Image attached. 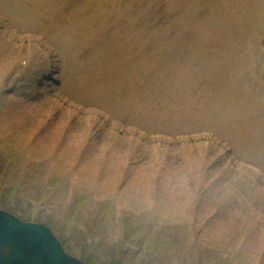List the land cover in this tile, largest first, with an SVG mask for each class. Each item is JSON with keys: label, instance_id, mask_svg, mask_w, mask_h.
<instances>
[{"label": "rangeland", "instance_id": "rangeland-1", "mask_svg": "<svg viewBox=\"0 0 264 264\" xmlns=\"http://www.w3.org/2000/svg\"><path fill=\"white\" fill-rule=\"evenodd\" d=\"M190 1L170 9L168 0H119L122 31L135 35L142 22V33L154 24L177 26L191 56L200 57L201 67L197 63L185 79L188 89L197 87L202 71L207 90L223 88V69L213 66L212 55L234 60L227 29L234 8L205 0L185 12ZM205 19L210 31L201 25ZM44 20L33 26L0 0V63L9 72L0 113L9 107L4 103L22 104L18 99L36 113L13 115L12 129L0 120V209L47 226L67 253L89 264H264V132L243 136L216 125L197 89L190 101L181 83L169 97L159 83L167 96L153 101L143 83L135 94L122 86L120 112L103 107L101 95L95 99L87 88L70 85L65 69L73 53L46 33L53 22ZM21 39L36 43L37 59L26 55ZM143 53L133 49L123 59L137 66ZM17 55L26 60L16 63ZM93 68L91 61L83 70ZM259 80L264 89V66ZM5 84L11 93L3 98ZM150 102L167 111L133 107ZM251 216L256 225L245 227Z\"/></svg>", "mask_w": 264, "mask_h": 264}, {"label": "bare ground", "instance_id": "bare-ground-1", "mask_svg": "<svg viewBox=\"0 0 264 264\" xmlns=\"http://www.w3.org/2000/svg\"><path fill=\"white\" fill-rule=\"evenodd\" d=\"M5 1L13 4L14 16H25V21L32 22L33 26L40 25L42 21L44 24L46 18L53 22V26L45 30L46 33L57 37L61 43H65L66 53H73L67 57L68 66L65 69V72L69 74L70 85L78 90L87 88L86 93L92 94L95 99L101 95L104 101L103 107L109 106L114 112H120L122 97H120L119 91L122 88V74L124 69L133 67L122 61V57L126 53L122 56V17L116 13L119 0ZM30 1L32 5L29 4ZM221 1L230 2L231 0ZM236 1L240 2L234 7L238 12V18L234 22L236 27L230 32L234 60L232 58L230 60L229 57L222 58L217 52L212 55L215 65L223 69L222 76L218 80L225 83L226 86L202 93L199 104L209 112L208 118L231 133L241 130L244 131L243 136H252L254 130H259L262 135L264 132V89L260 84L259 77L263 73L264 66V0ZM56 2L58 3L52 9V5ZM92 4L95 6L88 10L84 8ZM102 5L114 6L113 15L110 12H105ZM58 19L63 22L61 23ZM245 30L250 31L252 39L250 52L246 60L242 61V31ZM149 40L150 36L141 38L142 46L144 47ZM20 41L23 43V48L26 49V55L34 59L39 57L36 43L29 46L24 40ZM77 46L82 49V53L81 50L75 49ZM39 49L44 56L47 55L44 48L39 47ZM50 54L52 53L50 52ZM162 55L163 52L151 55L141 65H148L156 73V68L160 66L157 61ZM82 57H89L90 62L93 61L94 68L91 73L83 70L90 65V62L87 65L84 64ZM24 59L26 60V58L17 55L16 63H21ZM7 65H4V62L0 63V88H3V81L9 73ZM105 84L108 87L102 88L101 86ZM4 87L5 91L3 90L2 93L6 94L3 98L11 93L6 84ZM99 87L100 90H98ZM188 95L191 101L192 94ZM8 99L9 101L13 100L10 96ZM18 100L22 104L4 103V106L9 107L2 108L3 111L0 113V120L4 122L7 120L5 127L8 129L16 127L13 118H11L13 115H20L22 118L36 114L35 109L28 108L27 103L22 99ZM219 105H222V109L217 107ZM50 120L51 118L45 122L38 120L33 129H38L43 123H46L44 126L48 125ZM18 122L22 124L21 119ZM64 129L65 127H60L58 130ZM57 137V143L60 144L61 140L59 136ZM239 140L241 141L240 138ZM72 144L74 143H68V147L64 149L65 156L71 154ZM94 159L96 161V158ZM236 217L240 218L239 214H236ZM246 225L245 227L250 228L256 225L252 216L248 218Z\"/></svg>", "mask_w": 264, "mask_h": 264}, {"label": "water", "instance_id": "water-1", "mask_svg": "<svg viewBox=\"0 0 264 264\" xmlns=\"http://www.w3.org/2000/svg\"><path fill=\"white\" fill-rule=\"evenodd\" d=\"M0 264L84 263L67 255L46 226L24 223L0 210Z\"/></svg>", "mask_w": 264, "mask_h": 264}]
</instances>
